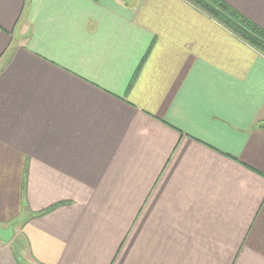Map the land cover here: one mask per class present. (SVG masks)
Returning a JSON list of instances; mask_svg holds the SVG:
<instances>
[{
	"label": "crops",
	"instance_id": "1",
	"mask_svg": "<svg viewBox=\"0 0 264 264\" xmlns=\"http://www.w3.org/2000/svg\"><path fill=\"white\" fill-rule=\"evenodd\" d=\"M6 56L0 264H264L263 55L186 0H0Z\"/></svg>",
	"mask_w": 264,
	"mask_h": 264
},
{
	"label": "trees",
	"instance_id": "2",
	"mask_svg": "<svg viewBox=\"0 0 264 264\" xmlns=\"http://www.w3.org/2000/svg\"><path fill=\"white\" fill-rule=\"evenodd\" d=\"M264 56V29L222 0H186ZM7 57V56H6ZM4 58L0 67L7 63ZM20 252V251H19Z\"/></svg>",
	"mask_w": 264,
	"mask_h": 264
},
{
	"label": "water",
	"instance_id": "3",
	"mask_svg": "<svg viewBox=\"0 0 264 264\" xmlns=\"http://www.w3.org/2000/svg\"><path fill=\"white\" fill-rule=\"evenodd\" d=\"M13 226L3 227L0 225V241L8 243L13 239Z\"/></svg>",
	"mask_w": 264,
	"mask_h": 264
},
{
	"label": "rangeland",
	"instance_id": "4",
	"mask_svg": "<svg viewBox=\"0 0 264 264\" xmlns=\"http://www.w3.org/2000/svg\"><path fill=\"white\" fill-rule=\"evenodd\" d=\"M25 250H26V249H22V251H24L23 255L25 256V258H28V255H27V253H26ZM25 253H26V255H25Z\"/></svg>",
	"mask_w": 264,
	"mask_h": 264
}]
</instances>
